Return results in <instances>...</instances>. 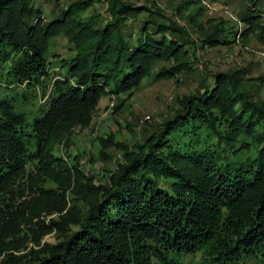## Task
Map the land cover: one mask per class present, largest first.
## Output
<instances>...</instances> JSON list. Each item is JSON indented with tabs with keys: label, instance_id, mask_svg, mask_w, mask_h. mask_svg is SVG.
Returning a JSON list of instances; mask_svg holds the SVG:
<instances>
[{
	"label": "trees",
	"instance_id": "16d2710c",
	"mask_svg": "<svg viewBox=\"0 0 264 264\" xmlns=\"http://www.w3.org/2000/svg\"><path fill=\"white\" fill-rule=\"evenodd\" d=\"M248 1L242 26L226 28L202 20L201 0H181L188 29L132 0H0L7 87L48 93L31 121L0 97V264H264V101L251 91L262 76L197 75L151 132L100 137L97 154L115 164L104 180L55 148L103 97L119 98L120 113L145 79L193 74L195 46L252 38L264 49V0ZM61 36L64 57L53 52Z\"/></svg>",
	"mask_w": 264,
	"mask_h": 264
},
{
	"label": "rangeland",
	"instance_id": "374dc122",
	"mask_svg": "<svg viewBox=\"0 0 264 264\" xmlns=\"http://www.w3.org/2000/svg\"><path fill=\"white\" fill-rule=\"evenodd\" d=\"M180 1L132 0L135 5L155 4L170 18L173 17L178 26L187 27V21L184 17L176 15L177 5ZM200 3L202 4V10L199 13H201L203 21L224 22L226 28H231V26L240 28L242 23L238 19V13L246 8L249 1L219 0L209 2L201 0ZM259 9L260 22L264 25V6ZM190 10L193 11L192 9ZM187 28L189 29V27ZM191 36L194 40L195 34L191 33ZM68 48L69 45L61 36L56 39L53 52L56 56L64 57L69 52ZM193 48H195L193 65L196 69L193 74H181L178 77V82L172 79H145L142 87L136 90L131 99L128 100L130 106L120 113H115L114 111L119 98L103 97L92 112L89 122L84 125L76 124L73 126L70 129V134L65 137L68 139H62L61 142L56 144L55 148L58 149L62 156H67V159L71 155L76 156L75 164L83 173L104 180V173H107L106 169L114 168L115 164L114 161H109V159L104 161V155L97 154L99 147H101L98 139L112 133L117 139L131 143L134 139L132 134L140 136L144 129H146L147 133L151 132L156 124H160L165 117L169 116L175 106V98L181 94H187L197 85V75H210L209 72L211 70L219 72L240 70L245 74V77L258 78L262 76L263 79L258 80V87H251V91H254L255 95L261 101H264V49L261 44L251 38L247 43L236 42L229 47L220 46L200 49L195 46ZM50 60L53 62V72L56 73L58 71L56 69L57 61L52 56ZM42 92L37 87L26 89L24 87H19L18 89L8 88L7 80L1 75L0 71V97L7 95L15 103L17 102V110L25 112L29 121L32 118L39 117L42 114V110L46 107L45 100H47L48 93L42 97ZM21 94L24 95L22 96ZM126 125L133 128V131L129 127H125ZM107 151L113 157L118 158L112 148L107 149ZM56 215L55 213L51 214L45 218V221H48L51 217H56ZM55 241L56 234L52 231L40 239V245L43 243L53 244ZM31 247L36 248L37 246L32 241H28L26 248L29 249ZM190 259L193 264H197L199 255Z\"/></svg>",
	"mask_w": 264,
	"mask_h": 264
}]
</instances>
